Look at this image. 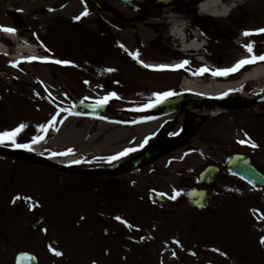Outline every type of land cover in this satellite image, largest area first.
<instances>
[{"label": "rangeland", "instance_id": "374dc122", "mask_svg": "<svg viewBox=\"0 0 264 264\" xmlns=\"http://www.w3.org/2000/svg\"><path fill=\"white\" fill-rule=\"evenodd\" d=\"M103 1L110 6L105 11L84 0H0V26L14 29L0 34H10L24 47L40 46L37 53L12 58L13 43L6 37L1 41L9 52L0 54V131L24 124L16 143L31 150L10 141L0 144V264H15L21 251L34 253L39 264H264V187L223 169L206 187L209 208H194L185 200L191 189L203 186L199 173L207 165L225 163L233 153L250 155L264 172V103L215 116L208 114L213 103L178 110L168 117L182 136L178 151H163L136 171L101 173L119 168L130 149L143 148L151 138L143 130L132 139L139 126L131 128L127 154L119 156L117 139L111 143L115 125L75 115L72 103L102 102L115 93L106 102L111 109L106 117L113 119L117 108L123 122L143 124L158 112L151 106L157 103L154 94H179L182 78L205 68L167 40L168 25L160 20L166 7L133 0L145 8L140 13L119 0ZM181 1L180 10L209 42L210 69L232 67L239 54L233 44L245 31L259 29L248 16L263 9L264 0L239 4L218 26L196 14L194 1ZM146 26L152 41L143 40ZM227 34L231 44L226 47ZM249 43L253 55L264 54V33L245 36L242 53L248 57L244 46ZM133 57L189 63L175 70L150 64L142 69ZM210 69L198 75L208 77ZM186 119L189 128L183 133ZM34 137L39 139L33 142ZM53 159L71 160L65 165L72 172Z\"/></svg>", "mask_w": 264, "mask_h": 264}, {"label": "bare ground", "instance_id": "6f19581e", "mask_svg": "<svg viewBox=\"0 0 264 264\" xmlns=\"http://www.w3.org/2000/svg\"><path fill=\"white\" fill-rule=\"evenodd\" d=\"M196 3V12L200 15L202 19H205L209 23L215 22L218 26L219 23L226 21L230 16V7H233L231 11L235 9L234 6L238 7L239 4H245L249 0H192ZM181 10L179 8L168 9L165 8L163 10L162 16H160V20L163 24L168 25L167 31V40H171L173 44L177 46L183 45L185 50L189 51H197L199 46V37L196 32H193L189 29L188 23L185 21V17L182 15H178ZM230 13V14H229ZM250 23L256 25L257 28H264V8L262 7L258 9V11H252L248 16ZM170 25H172V33L170 32ZM236 28H242V26H238ZM151 27L146 26L143 34V40L152 41L153 37L149 31ZM244 29V28H243ZM232 31V30H231ZM246 32V31H245ZM3 36L8 38L11 43L14 45L15 53L12 54V58H17L22 56L24 53L33 52L37 53V48L32 46L24 47L18 45L19 40L12 38L8 33H4ZM225 44L223 46H229L231 44L230 34L225 36ZM240 39V40H238ZM237 41L234 42V46L236 51L239 53L236 56V64L237 61L241 59L249 58L245 56L243 51V44L245 36L238 38ZM156 40V39H154ZM9 52V46L5 45L0 41V54ZM259 63H253V67H250L248 71L240 73L233 79H226L225 77L219 76H208L201 77L200 75L191 74L187 76L183 81V87L186 91L191 92L195 96H201L206 98H218L227 93L237 94L239 96H244L248 99L259 97L263 93L264 90V61H257ZM150 63V62H149ZM155 65L154 63H152ZM167 63H164V65ZM177 63H172V65H176ZM165 84V83H164ZM223 108L219 105L215 104L213 106V110L208 112V114L215 115L221 112ZM195 109L194 111H196ZM224 110V109H223ZM203 111L204 108H203ZM168 117L161 118L159 121H154L152 124L145 125V128L154 127L160 122H167ZM103 138H101L102 140ZM98 140V139H97ZM101 140H98L99 150L102 147ZM103 141V140H102ZM97 144V142H95ZM76 158H71L74 160ZM58 163H70L71 160L67 161L66 159H53Z\"/></svg>", "mask_w": 264, "mask_h": 264}, {"label": "water", "instance_id": "95a60500", "mask_svg": "<svg viewBox=\"0 0 264 264\" xmlns=\"http://www.w3.org/2000/svg\"><path fill=\"white\" fill-rule=\"evenodd\" d=\"M93 3L97 8L104 9V3L100 0H86ZM123 4L138 8L131 0H120ZM157 4H163L162 1H158ZM135 61L144 67L142 62L135 59ZM257 101L264 102V95ZM250 101V102H257ZM203 100H193L187 97H181L175 100H169L164 103L165 110L172 111L183 106H190L193 104H202ZM75 111L81 116L98 117L101 114L108 113V106L105 103L90 104L85 102H75ZM156 153L153 149H148L141 157L134 159L131 162L132 167L138 168L143 162L151 160ZM229 172L245 179L251 185H264V174L261 173L252 163L250 157L243 154H235L230 159L228 164L224 165ZM219 172V167L212 165L208 166L205 171L200 175V179L204 183L213 182L214 178ZM209 193L206 189H194L187 195V202L196 207L207 208L208 207ZM16 264H38L37 257L30 252H20L16 256Z\"/></svg>", "mask_w": 264, "mask_h": 264}, {"label": "flooded vegetation", "instance_id": "af4514ba", "mask_svg": "<svg viewBox=\"0 0 264 264\" xmlns=\"http://www.w3.org/2000/svg\"><path fill=\"white\" fill-rule=\"evenodd\" d=\"M119 104V103H117ZM122 114L121 111L119 109L116 108L115 111V115H120ZM158 118L156 119H148L145 123L141 124H135V122L133 121H125L123 122L122 119L120 118H115L113 119V123L112 125H115L116 128L113 129V133L115 134L116 138H114V140L112 141V143H114V141L117 139L118 145L120 144L121 147H119L118 151L121 150V152L125 151L127 149V143H128V139H126V137L129 136V134L127 133V131H132L131 128H137L138 126V130L136 129L135 131H132L131 133V138L132 139H136V137H138L139 135H142V131L145 130V132L148 134H146L147 136H150L149 138H151V140L149 141L148 145L152 146V145H156V144H162L159 153L160 156L162 155V153H164L163 151H165L166 153H174L176 151H178L177 145L178 142L181 140L180 137L182 136H178L176 135V131H173L174 129V125H176L175 122H171V123H166V124H157L154 127H148V129L145 128V125H149L152 124V122L157 121ZM101 125H105L107 123V121L105 119H101ZM187 126V127H186ZM182 128L186 127L184 132H186V130L189 128V124L186 121V123H184L183 125H181ZM137 131V132H136ZM137 133V134H136ZM123 139L127 140V141H123ZM147 145V146H148ZM144 148H133L130 149L129 153L131 154L130 158L127 160L126 163H122V167L126 168L129 164V162L131 161L132 158L139 156L143 151Z\"/></svg>", "mask_w": 264, "mask_h": 264}, {"label": "snow or ice", "instance_id": "6c2138e0", "mask_svg": "<svg viewBox=\"0 0 264 264\" xmlns=\"http://www.w3.org/2000/svg\"><path fill=\"white\" fill-rule=\"evenodd\" d=\"M82 15H87V12L82 13ZM79 18L80 17H76V19H79ZM0 31L12 33V32H14V29H12V28H5V27L0 26ZM260 33H264V28L258 29L256 31V33H250V32H247L246 31V32L243 33V35L249 36V35L260 34ZM121 47H123V46H121ZM244 47L246 48V51L250 54L249 58L241 59V60L237 61L236 64H234L232 67L213 70V71H211V74L213 76H227V75L234 74V73L238 72L245 65L253 64V63H256L257 61H264V54L259 55V56L252 54V52H253V45L251 43L245 45ZM53 62L54 63H57V64H67L68 63L67 61H60V60H56V61H53ZM188 63L189 62L187 60H185V61L182 62V64L174 66V68L172 70H175V69H178V68H182L184 65H186ZM144 66L145 67H148V65H144ZM166 67L167 66L161 65V66H159V68L157 70H163ZM109 71H112V70L109 69ZM206 71H209V69H207L205 67V68L198 69L197 70V73L198 74H203ZM154 95H157V103H160V102H162V99H166L167 97L173 95V93H171V92H165V93H162V94H154ZM112 96H115V93H110L109 96L104 97L103 98V102L106 103L107 100L110 99ZM99 103L100 102H98V104ZM151 106L152 107H155L156 105L153 104ZM24 127H25V125L24 124H21V125H19L18 127L14 128L11 131H0V144H3L6 141H10L17 148H23V149L31 150L30 145H28V144L16 143V137L21 133V131L24 129ZM41 130H43V126H42V129ZM38 139L39 138H35L34 137L33 138V142H36ZM238 142L239 143H242V144L245 143V141H238ZM249 143H251V142H249ZM251 146L252 147H256L257 145H255L254 143H251ZM71 151H72L71 149L68 150L69 153ZM127 151L128 150H126L125 152L120 153L119 156L126 155L127 154ZM118 158H119L118 156H113L110 159H113L114 160V159H118ZM79 162L80 161H76V163H79ZM176 195H179V193H176L171 198L172 199H175L176 198ZM253 211H258V210H255L254 209ZM261 218L264 219V214H261ZM116 219L119 220L120 217H116ZM121 222L122 223H126V221H121ZM127 226L129 228L132 227V225H127ZM260 242L262 244H264V238H261V241ZM55 254L56 255H61L60 252H56Z\"/></svg>", "mask_w": 264, "mask_h": 264}]
</instances>
